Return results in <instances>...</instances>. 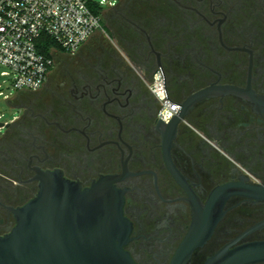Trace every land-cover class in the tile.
Here are the masks:
<instances>
[{
  "label": "flooded vegetation",
  "instance_id": "af4514ba",
  "mask_svg": "<svg viewBox=\"0 0 264 264\" xmlns=\"http://www.w3.org/2000/svg\"><path fill=\"white\" fill-rule=\"evenodd\" d=\"M109 10L105 37L62 54L40 89L14 97L20 115L0 138V235L15 224L9 207L37 193L41 169L82 189L105 177L121 192L135 264H206L227 245L264 240V197L245 194L264 188L254 101L264 99V0H121ZM156 74L176 105L167 119ZM202 218L209 237L184 246Z\"/></svg>",
  "mask_w": 264,
  "mask_h": 264
},
{
  "label": "water",
  "instance_id": "95a60500",
  "mask_svg": "<svg viewBox=\"0 0 264 264\" xmlns=\"http://www.w3.org/2000/svg\"><path fill=\"white\" fill-rule=\"evenodd\" d=\"M229 90H239L225 86ZM207 89L193 94L181 111L173 116L177 122ZM254 98V97H253ZM264 108V99L254 98ZM10 122L0 123L7 128ZM37 193L23 205L9 207L15 224L0 235V264H135L123 245L130 225L122 214V195L108 179L101 177L90 187L63 177L59 170L37 169ZM227 185L218 191L226 189ZM246 195L264 197L261 186H247ZM200 219L192 227L184 246L193 249L209 237ZM204 225V226H203ZM264 261V240L251 241L218 251L206 264H249Z\"/></svg>",
  "mask_w": 264,
  "mask_h": 264
},
{
  "label": "built area",
  "instance_id": "2783aa9c",
  "mask_svg": "<svg viewBox=\"0 0 264 264\" xmlns=\"http://www.w3.org/2000/svg\"><path fill=\"white\" fill-rule=\"evenodd\" d=\"M120 1L0 0V77L18 91L40 89L60 54L55 48L50 56L40 51V37L48 36L61 52L75 54L97 30L104 31L94 5L112 8ZM152 90L164 103L163 117H171L176 105L164 97L160 74L155 75Z\"/></svg>",
  "mask_w": 264,
  "mask_h": 264
},
{
  "label": "rangeland",
  "instance_id": "374dc122",
  "mask_svg": "<svg viewBox=\"0 0 264 264\" xmlns=\"http://www.w3.org/2000/svg\"><path fill=\"white\" fill-rule=\"evenodd\" d=\"M110 8L104 7L103 16L105 18V26L108 23V12ZM106 27L103 30H97L86 42H94L98 38H103L106 36ZM85 42V43H86ZM64 55L57 54L55 56L56 63L63 61ZM2 68H0L1 70ZM0 91L3 94L0 96V123L12 122L14 119L18 118L20 115L19 108L15 105L14 97L17 95L18 90L7 87L6 78L0 77ZM6 134V128H0V138Z\"/></svg>",
  "mask_w": 264,
  "mask_h": 264
},
{
  "label": "trees",
  "instance_id": "16d2710c",
  "mask_svg": "<svg viewBox=\"0 0 264 264\" xmlns=\"http://www.w3.org/2000/svg\"><path fill=\"white\" fill-rule=\"evenodd\" d=\"M93 8H94V12L96 14L101 15L102 25L104 26V24H105V18L103 16L104 8L98 7L95 5ZM38 48L40 49V51L44 52L45 54H47L49 56L53 55L52 53H54V52H52V48H55L56 53H60V55L63 53V52H61L62 50H60L58 48V46L55 44V42L52 39H50V37L45 36V35H42L40 37V43L38 44Z\"/></svg>",
  "mask_w": 264,
  "mask_h": 264
}]
</instances>
